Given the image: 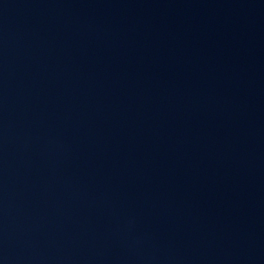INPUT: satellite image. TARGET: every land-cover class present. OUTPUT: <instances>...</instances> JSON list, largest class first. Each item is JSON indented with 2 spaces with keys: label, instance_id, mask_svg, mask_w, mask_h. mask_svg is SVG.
Listing matches in <instances>:
<instances>
[{
  "label": "water",
  "instance_id": "95a60500",
  "mask_svg": "<svg viewBox=\"0 0 264 264\" xmlns=\"http://www.w3.org/2000/svg\"><path fill=\"white\" fill-rule=\"evenodd\" d=\"M0 264H264V0H0Z\"/></svg>",
  "mask_w": 264,
  "mask_h": 264
}]
</instances>
